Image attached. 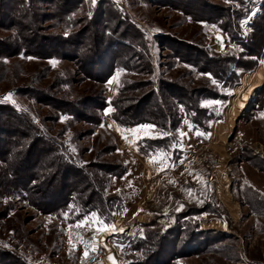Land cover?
<instances>
[{
    "label": "rangeland",
    "instance_id": "rangeland-1",
    "mask_svg": "<svg viewBox=\"0 0 264 264\" xmlns=\"http://www.w3.org/2000/svg\"><path fill=\"white\" fill-rule=\"evenodd\" d=\"M263 16L0 0V264H264Z\"/></svg>",
    "mask_w": 264,
    "mask_h": 264
},
{
    "label": "trees",
    "instance_id": "trees-1",
    "mask_svg": "<svg viewBox=\"0 0 264 264\" xmlns=\"http://www.w3.org/2000/svg\"><path fill=\"white\" fill-rule=\"evenodd\" d=\"M64 7V6H63ZM63 7L61 6V14L64 12V11H66V9H65V7H64V9H63ZM61 17H62V15H61ZM263 19H264V16H263ZM231 26H232V24H229L228 25V28H224V31L226 32V33H229V35L231 36V37H233V36H235V35H233L234 33L232 32V31H230V29H231ZM257 28H258V25H257ZM260 29V28H259ZM261 31H263V29H260ZM95 36H97V35H95ZM98 37V39H94V37H93V41L94 42H92V47L90 46L84 53H83V56L85 57V58H91V57H93V56H96L97 54H99L100 53V49H101V47L103 46L102 44H105V45H109V44H112L113 43V40H107V37H106V39H105V35H102V36H97ZM81 40H83L82 39V37L80 38ZM61 40H62V44H63V46H65V43H63V42H65L66 40H69L68 39V36H66V37H63V36H61ZM127 43H129V42H127ZM2 47H4V48H8L9 47V45L8 44H3V45H1ZM15 54V52H11V55H14ZM209 60L210 59H208L207 58V62H209ZM222 61H225V60H220V63L222 62ZM38 155V154H37ZM40 156V155H39ZM23 162V161H22ZM25 162V161H24ZM23 162V163H24ZM37 162H38V160L36 161V163L35 164H37ZM38 167V166H37ZM37 169H40V167H38ZM36 169V170H37ZM68 171H70V170H68ZM78 172V171H77ZM34 175V174H33ZM37 177V176H36ZM22 177H20V179H21ZM29 178V177H28ZM32 179H34V178H32ZM29 181H31V180H29V179H27L26 178V180H23V182L24 183H21L22 185H24V187H26V185L25 184H27ZM21 182V181H20ZM25 189V188H24ZM59 197V196H58ZM69 198H72V195L69 193H67V194H63V197L61 198V200H60V203L61 202H66V201H68L69 200ZM59 200V199H58Z\"/></svg>",
    "mask_w": 264,
    "mask_h": 264
},
{
    "label": "bare ground",
    "instance_id": "bare-ground-1",
    "mask_svg": "<svg viewBox=\"0 0 264 264\" xmlns=\"http://www.w3.org/2000/svg\"><path fill=\"white\" fill-rule=\"evenodd\" d=\"M216 45H217V43H216ZM216 47L219 48L220 45L218 44ZM243 106H244V104H241V105H240V107H243Z\"/></svg>",
    "mask_w": 264,
    "mask_h": 264
},
{
    "label": "snow or ice",
    "instance_id": "snow-or-ice-1",
    "mask_svg": "<svg viewBox=\"0 0 264 264\" xmlns=\"http://www.w3.org/2000/svg\"><path fill=\"white\" fill-rule=\"evenodd\" d=\"M87 255V253H85Z\"/></svg>",
    "mask_w": 264,
    "mask_h": 264
}]
</instances>
